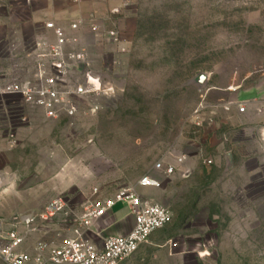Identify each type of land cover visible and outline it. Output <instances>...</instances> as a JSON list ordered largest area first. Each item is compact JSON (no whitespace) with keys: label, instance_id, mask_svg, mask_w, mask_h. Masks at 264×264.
Here are the masks:
<instances>
[{"label":"rangeland","instance_id":"rangeland-1","mask_svg":"<svg viewBox=\"0 0 264 264\" xmlns=\"http://www.w3.org/2000/svg\"><path fill=\"white\" fill-rule=\"evenodd\" d=\"M85 1L119 39L71 51H87L112 93L77 97L76 115L57 118L0 99V237L14 216L62 198L65 211L27 238L31 251L58 246L88 201L131 189L172 219L122 264H264V129L239 111L264 107V0ZM22 54L2 50L0 83L34 80L37 60ZM146 177L158 187H141Z\"/></svg>","mask_w":264,"mask_h":264},{"label":"built area","instance_id":"built-area-1","mask_svg":"<svg viewBox=\"0 0 264 264\" xmlns=\"http://www.w3.org/2000/svg\"><path fill=\"white\" fill-rule=\"evenodd\" d=\"M116 12V11H114ZM83 23L70 26L77 31ZM55 36V44L38 43L35 55L37 69L32 82L13 80L0 83V99L11 96L18 97L26 103L43 108L51 117L60 114L73 117L77 113L75 98L109 96L112 89L106 87L100 76L91 72V63L86 50L66 51L65 46L76 43L67 36L65 30L54 22L45 24ZM92 33L117 42L119 34L115 30H103L102 26L93 24ZM74 71L83 77V83L70 84L67 80ZM241 107L239 111L245 112ZM258 113H264V107L258 108ZM186 156L176 159L177 165H182ZM208 161V164H211ZM157 170L166 175L174 173L175 167L158 164ZM159 183L152 178H144L140 186L144 188L158 187ZM117 204L125 205L134 218L132 230L125 236H110L103 241L101 248L86 239L95 224L110 214ZM66 201L56 198L44 206L40 213L19 214L13 217L10 230L0 237V258L5 264H122L130 259L138 250L147 244L153 234L166 227L171 219V211L162 205L150 202L136 191L123 189L109 198L92 199L83 207L81 215L75 219L76 226L73 235L58 246L47 243L37 244L32 251L27 248V238L30 233L40 229L41 224H47L56 216L62 214ZM34 252V253H32Z\"/></svg>","mask_w":264,"mask_h":264},{"label":"crops","instance_id":"crops-1","mask_svg":"<svg viewBox=\"0 0 264 264\" xmlns=\"http://www.w3.org/2000/svg\"><path fill=\"white\" fill-rule=\"evenodd\" d=\"M58 1L61 0H0V59L3 49L13 50L16 48L23 51L21 57L36 61L35 55L39 52L36 49L38 43L53 45L56 42L53 32L45 28L47 22H54L57 26L62 27L67 36L76 41L73 44L80 48L95 47L98 43V35L92 33L89 27L93 24L102 25L101 19L95 11L97 5L92 4L93 1L81 0V2H76L78 4L75 8L77 7V9L68 11L65 7L56 6ZM53 5L56 7L51 9ZM72 17L79 19L77 22L83 23L77 31H72L66 20ZM73 44L65 46V50L71 51V48L75 46ZM258 108L259 104L253 100L248 103L245 112L253 118L262 120L264 129V113L258 115ZM117 208L118 211H115ZM104 223L107 225L105 226ZM133 225L134 218L130 215L128 208L123 204H117L108 216L95 224L86 239L101 248L106 238L125 236L132 230Z\"/></svg>","mask_w":264,"mask_h":264}]
</instances>
